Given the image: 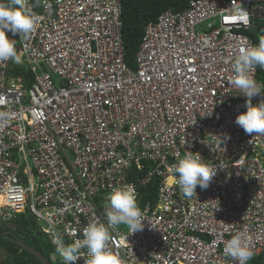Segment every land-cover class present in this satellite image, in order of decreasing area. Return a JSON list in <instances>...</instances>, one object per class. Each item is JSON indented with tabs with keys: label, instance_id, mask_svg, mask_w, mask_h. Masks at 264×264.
Masks as SVG:
<instances>
[{
	"label": "built area",
	"instance_id": "obj_1",
	"mask_svg": "<svg viewBox=\"0 0 264 264\" xmlns=\"http://www.w3.org/2000/svg\"><path fill=\"white\" fill-rule=\"evenodd\" d=\"M26 2L34 30L6 33L19 60L0 61V223L32 216L51 260L64 264L53 234L82 241L89 223H107L113 190L133 186L144 228L131 234L122 224L108 242L124 264H239L225 253L237 233L253 256L262 252L264 135L235 123L247 105L230 81L240 49L257 45L247 33L264 22V0H189L161 13L144 27L133 70L120 0ZM15 65L32 73L31 86L8 76ZM262 73L256 66L260 83ZM186 151L219 165L192 197L176 183ZM153 179L156 197L142 205ZM87 259L81 248L76 264Z\"/></svg>",
	"mask_w": 264,
	"mask_h": 264
},
{
	"label": "clouds",
	"instance_id": "obj_2",
	"mask_svg": "<svg viewBox=\"0 0 264 264\" xmlns=\"http://www.w3.org/2000/svg\"><path fill=\"white\" fill-rule=\"evenodd\" d=\"M35 20L36 14L26 0H0V61L19 60L15 40L10 39L6 33L10 32L14 37L18 35L27 38L34 30ZM256 66L264 68V37L259 39L257 45L240 49L232 64L234 75L230 81V84L239 90L240 95L246 98L247 105L246 111L236 117L235 123L246 134L264 135V83L258 82L253 75ZM23 67L27 69L26 66ZM10 69L9 77L14 79L22 77L11 76ZM253 97L261 98L257 106L251 103ZM212 113L213 111L205 114L211 116ZM215 136L220 145L230 139L228 134L223 137ZM217 166L210 167L203 162L199 153L186 151L175 165L176 183L186 197H192L196 194L198 186L202 190L209 187L216 175ZM105 215L107 223L97 219L84 228L82 241L65 244L59 233L53 234V243L64 264H76L80 259L81 248L87 249V264H124L120 254L108 247V242L112 233L122 224L129 228L131 234L143 230V213L137 202L135 188L124 186L114 189L106 204ZM225 253L238 260L239 264H248L254 255L244 233L231 236L225 245Z\"/></svg>",
	"mask_w": 264,
	"mask_h": 264
},
{
	"label": "trees",
	"instance_id": "obj_3",
	"mask_svg": "<svg viewBox=\"0 0 264 264\" xmlns=\"http://www.w3.org/2000/svg\"><path fill=\"white\" fill-rule=\"evenodd\" d=\"M122 7V39L125 51V62L129 69H135V55L138 51L144 33V27L156 20L163 12L170 10L174 13L183 11L189 0H120ZM247 35L256 43L264 37V22H259L255 32ZM11 76H22L26 86H30L33 75L23 66L12 67ZM259 78L264 80V73ZM157 180L145 190H141V204L145 205L156 197L155 186ZM32 218V216H31ZM29 218L28 214H18L13 221L2 224L0 227V251L4 257L0 264H61L59 260L53 262L51 255L54 253L49 240L37 227L34 218ZM6 228V229H4ZM31 230H34L33 232ZM41 240V243H39ZM34 249L44 258V262L39 261L27 249L20 246ZM248 264H264V250L258 255L253 256Z\"/></svg>",
	"mask_w": 264,
	"mask_h": 264
},
{
	"label": "water",
	"instance_id": "obj_4",
	"mask_svg": "<svg viewBox=\"0 0 264 264\" xmlns=\"http://www.w3.org/2000/svg\"><path fill=\"white\" fill-rule=\"evenodd\" d=\"M20 246L24 249H27L32 255H34L39 261L44 262V258L38 254L34 249L23 246V243H20Z\"/></svg>",
	"mask_w": 264,
	"mask_h": 264
},
{
	"label": "rangeland",
	"instance_id": "obj_5",
	"mask_svg": "<svg viewBox=\"0 0 264 264\" xmlns=\"http://www.w3.org/2000/svg\"><path fill=\"white\" fill-rule=\"evenodd\" d=\"M199 30V28H197V31ZM28 217L29 218H31V216L30 215H28ZM32 219V218H31ZM0 227L2 228L3 226H2V223H0ZM4 229H6V228H4ZM32 232L34 231V230H31ZM39 243H41V240H39ZM4 257V254H3V252L2 251H0V260L2 259Z\"/></svg>",
	"mask_w": 264,
	"mask_h": 264
}]
</instances>
